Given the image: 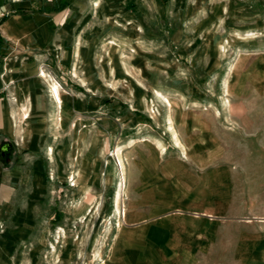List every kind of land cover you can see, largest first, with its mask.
Returning a JSON list of instances; mask_svg holds the SVG:
<instances>
[{
	"label": "rangeland",
	"instance_id": "rangeland-1",
	"mask_svg": "<svg viewBox=\"0 0 264 264\" xmlns=\"http://www.w3.org/2000/svg\"><path fill=\"white\" fill-rule=\"evenodd\" d=\"M73 7L74 43L13 107L42 181L10 264H264V0ZM137 156L155 211L129 206Z\"/></svg>",
	"mask_w": 264,
	"mask_h": 264
},
{
	"label": "crops",
	"instance_id": "crops-1",
	"mask_svg": "<svg viewBox=\"0 0 264 264\" xmlns=\"http://www.w3.org/2000/svg\"><path fill=\"white\" fill-rule=\"evenodd\" d=\"M75 1L0 0V54L4 53L0 61V264H10L11 253L34 227L30 208L42 181L38 160L32 154H22L25 145L19 140L14 108L25 105L23 97L30 86L40 85L31 76L49 58H59L65 44L74 43L72 24L80 18L73 11ZM154 166L148 170L143 158L138 157L134 168L126 173L127 190L131 192L129 206H150L155 211L162 203L160 198L166 194L160 190V177ZM149 217L139 221L152 220Z\"/></svg>",
	"mask_w": 264,
	"mask_h": 264
},
{
	"label": "bare ground",
	"instance_id": "bare-ground-1",
	"mask_svg": "<svg viewBox=\"0 0 264 264\" xmlns=\"http://www.w3.org/2000/svg\"><path fill=\"white\" fill-rule=\"evenodd\" d=\"M42 76L47 77L46 73H44V72H42ZM48 88L50 89L49 94H50L51 98L53 99V101H55L56 104L61 105L62 104V96H61L60 87L56 84V82H53L50 80L48 83ZM120 153H121V150L118 151V156H119L120 164L122 165V167H124L123 161H121ZM118 192L119 193L117 194V196H115L117 202L120 200V190Z\"/></svg>",
	"mask_w": 264,
	"mask_h": 264
},
{
	"label": "trees",
	"instance_id": "trees-1",
	"mask_svg": "<svg viewBox=\"0 0 264 264\" xmlns=\"http://www.w3.org/2000/svg\"><path fill=\"white\" fill-rule=\"evenodd\" d=\"M1 42V41H0Z\"/></svg>",
	"mask_w": 264,
	"mask_h": 264
}]
</instances>
